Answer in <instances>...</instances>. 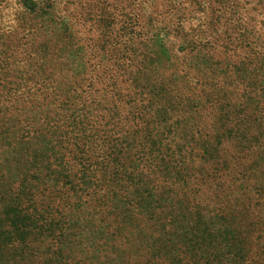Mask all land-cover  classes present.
I'll return each mask as SVG.
<instances>
[{
    "label": "rangeland",
    "instance_id": "obj_1",
    "mask_svg": "<svg viewBox=\"0 0 264 264\" xmlns=\"http://www.w3.org/2000/svg\"><path fill=\"white\" fill-rule=\"evenodd\" d=\"M41 1L0 0V68L14 61L13 77L28 71L34 95L21 107L39 127L30 139L53 146L38 181L33 169L26 180L42 191L71 173L70 213L86 207L79 188H90L92 210L111 196L119 216L32 234L17 255L40 264H199L212 252L229 264H264V0ZM216 19L226 24L209 28ZM234 20L248 32L234 31ZM72 123L74 136L96 138L83 148L73 141L77 156L51 131L65 135ZM212 150L219 158L204 161ZM2 195L0 210L13 196ZM35 196L31 221L33 209L68 220Z\"/></svg>",
    "mask_w": 264,
    "mask_h": 264
},
{
    "label": "trees",
    "instance_id": "obj_2",
    "mask_svg": "<svg viewBox=\"0 0 264 264\" xmlns=\"http://www.w3.org/2000/svg\"><path fill=\"white\" fill-rule=\"evenodd\" d=\"M49 3H51V0L41 1V5L48 4L49 6ZM86 3H100L102 5L103 1L96 0L92 2V0H87ZM100 8L101 7L96 9H88V11L83 13L82 16H92L97 13ZM120 9L123 8L115 6L109 10L110 16H114L115 21L118 20L116 15ZM217 23L226 24V22H221V20L218 21V19H216L214 22L211 20L207 26H209L211 29H214ZM236 23V20H234L233 23L229 24L234 26V31H237ZM29 25L30 24L26 21V26L28 27ZM28 28L31 29V27ZM25 29V25H20L19 30L21 33L17 31V34L22 37L21 42L19 40L17 44L19 49H22L26 43L24 39L26 37L23 36V31H25ZM237 32L240 35L241 33L245 34L248 32V30L244 28L242 31ZM224 36L226 37L223 38V41L226 40V42L229 43L231 36H228L227 32ZM8 47H11L9 48L10 50H15L9 44ZM12 65L15 66L14 61L13 63H6L2 68H0V196H4L2 194L7 196L10 192L13 194V196L8 199V207L6 206L5 209L3 208L0 210V264H40L37 259H34L30 262L28 256L23 258L22 255H17V249H23L26 246L34 243L31 239L32 234L44 236L47 233L48 236L52 237L58 231H67L73 229L74 225H79L81 222H83V219L86 217V215L87 217L89 215L90 223L92 221L95 222V218L109 217V219H107L105 222H99L105 226H108L116 221L115 218L119 216V213L117 212V209L114 211L112 207L111 196L108 199L99 201L98 209L92 210L91 208L93 207L89 204L91 201L96 202L97 199L95 197L96 191L90 188L85 190L79 188L80 195L83 196L86 207L83 209L80 208L70 213L71 211L68 193L65 194L64 188L66 189L65 185L71 184V173H62L64 179H59L58 182L54 184L52 189L51 187L45 186L43 187L42 191L38 190L40 187V182H35V186L30 187V183L27 182L25 175L33 169L35 172L33 178L34 180L36 179L35 181H38L40 178L39 174L44 169V164L46 163V160L42 156H46L47 151H50L53 146L49 145V143H51V138L48 140H41L39 138L34 140L30 139V135L38 132L39 127L34 126L35 120L31 123L30 119H26V115H24L22 112L23 107L21 106L25 105L26 94L27 97H32L34 95V92H32L33 87L30 85L32 83H28L30 82L29 79H25L24 77L29 76L27 70L20 69L19 75L21 77H13L15 75L13 69H17V67L12 68ZM11 78L13 81L9 82ZM35 93L42 94V92H40L38 89L35 91ZM38 121L40 122L41 128L45 124V117H40ZM76 129L77 128L75 124L72 123L69 127V132L63 135V133H60L56 126L51 125V131L56 134H61L62 136V139H59L58 144L62 141L63 143L69 145L72 156L78 155L73 153V141L74 144L77 142H83V144L79 146L82 148L85 147V140H88L89 142L91 140L92 142L96 141V138L94 139L91 137L90 133H86L84 130H82V137L74 136ZM89 142L87 145H90ZM89 152L95 153L98 151L93 149L89 150ZM105 152L108 154L107 156L110 155L107 151ZM203 158H206L204 160L206 162L208 160L210 162H214L219 157L216 154V150H212L210 153H206ZM68 168L71 167L68 166ZM38 171L39 173H36ZM16 178L21 180L20 184L15 183ZM107 179V188L109 186L112 187V180L110 181V177ZM35 193L42 196L41 198L44 200L48 197V195H45L46 193L49 195L53 193L60 194L61 196L58 200H54L50 196L47 199L48 201L45 202L47 207L51 208L56 213V215L62 211H66L69 214L67 217L68 220L62 221L55 215H52L48 218L46 215L41 213L42 209L39 211H35L33 209L32 212L28 213L31 216L36 217V219L31 221L30 218L25 215V211H28V209L31 207L29 203L34 201L33 195L35 196ZM4 200L6 199L4 198ZM8 211H12L9 216L7 214ZM194 250L195 252L203 251L201 248H194ZM5 256H7L8 259H5ZM194 256L197 255L193 252H190L188 254V260H191ZM218 257H222V255H216L212 252H208L207 257H205L204 261L199 264H229L225 258L218 259ZM191 263L198 264V262Z\"/></svg>",
    "mask_w": 264,
    "mask_h": 264
}]
</instances>
